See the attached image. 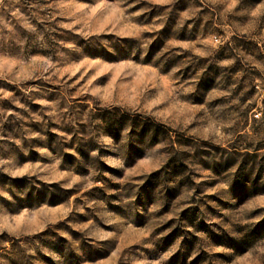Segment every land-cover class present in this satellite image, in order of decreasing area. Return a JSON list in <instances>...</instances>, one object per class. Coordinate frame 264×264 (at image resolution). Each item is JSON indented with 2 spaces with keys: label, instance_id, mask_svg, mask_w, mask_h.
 I'll return each mask as SVG.
<instances>
[{
  "label": "rangeland",
  "instance_id": "obj_1",
  "mask_svg": "<svg viewBox=\"0 0 264 264\" xmlns=\"http://www.w3.org/2000/svg\"><path fill=\"white\" fill-rule=\"evenodd\" d=\"M0 264H264V0H0Z\"/></svg>",
  "mask_w": 264,
  "mask_h": 264
}]
</instances>
